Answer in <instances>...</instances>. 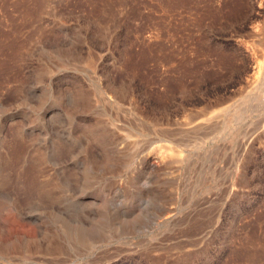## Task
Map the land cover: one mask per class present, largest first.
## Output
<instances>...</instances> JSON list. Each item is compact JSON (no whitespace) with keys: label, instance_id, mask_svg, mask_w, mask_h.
<instances>
[{"label":"rangeland","instance_id":"1","mask_svg":"<svg viewBox=\"0 0 264 264\" xmlns=\"http://www.w3.org/2000/svg\"><path fill=\"white\" fill-rule=\"evenodd\" d=\"M0 264H264V0H0Z\"/></svg>","mask_w":264,"mask_h":264},{"label":"bare ground","instance_id":"2","mask_svg":"<svg viewBox=\"0 0 264 264\" xmlns=\"http://www.w3.org/2000/svg\"><path fill=\"white\" fill-rule=\"evenodd\" d=\"M263 3V2H262ZM261 4V3H260ZM248 6V5H247ZM257 23V22H256ZM255 24V23H254ZM254 30H255V28H254ZM256 30H258V29H256ZM258 37V36H257ZM254 40V39H253ZM257 40V39H256ZM254 42V41H253ZM258 43L260 42V41H257ZM261 43V42H260ZM257 44V43H256ZM263 44V43H262ZM259 61V60H258ZM259 63V62H258ZM258 68V67H257ZM259 70H260V68H259Z\"/></svg>","mask_w":264,"mask_h":264}]
</instances>
